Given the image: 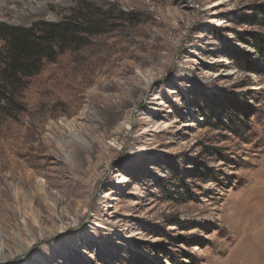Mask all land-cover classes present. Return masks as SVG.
Masks as SVG:
<instances>
[{"label": "rangeland", "instance_id": "obj_1", "mask_svg": "<svg viewBox=\"0 0 264 264\" xmlns=\"http://www.w3.org/2000/svg\"><path fill=\"white\" fill-rule=\"evenodd\" d=\"M40 22L81 31L0 119V264H264V0H0Z\"/></svg>", "mask_w": 264, "mask_h": 264}, {"label": "trees", "instance_id": "obj_2", "mask_svg": "<svg viewBox=\"0 0 264 264\" xmlns=\"http://www.w3.org/2000/svg\"><path fill=\"white\" fill-rule=\"evenodd\" d=\"M79 31L68 22H40L28 28L0 24V41L4 43L0 50V119L14 116L28 79L41 71L46 60L54 61L59 46Z\"/></svg>", "mask_w": 264, "mask_h": 264}]
</instances>
